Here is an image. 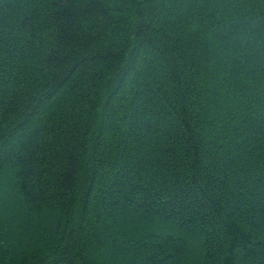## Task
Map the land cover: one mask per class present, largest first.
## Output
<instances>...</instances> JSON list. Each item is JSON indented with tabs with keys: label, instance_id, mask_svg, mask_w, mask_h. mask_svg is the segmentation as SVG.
I'll return each instance as SVG.
<instances>
[{
	"label": "trees",
	"instance_id": "16d2710c",
	"mask_svg": "<svg viewBox=\"0 0 264 264\" xmlns=\"http://www.w3.org/2000/svg\"><path fill=\"white\" fill-rule=\"evenodd\" d=\"M1 196L0 264H264V0H0Z\"/></svg>",
	"mask_w": 264,
	"mask_h": 264
},
{
	"label": "rangeland",
	"instance_id": "374dc122",
	"mask_svg": "<svg viewBox=\"0 0 264 264\" xmlns=\"http://www.w3.org/2000/svg\"><path fill=\"white\" fill-rule=\"evenodd\" d=\"M2 197V196H1ZM6 201H7V199L5 198V197H2V198H0V204H5L6 203ZM1 206V205H0ZM169 228V231H171V235H175V234H177V232H178V230L176 229V228H172V227H168ZM190 245H191V243H190ZM123 258V257H122Z\"/></svg>",
	"mask_w": 264,
	"mask_h": 264
}]
</instances>
